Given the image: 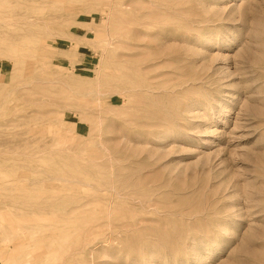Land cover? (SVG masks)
I'll return each instance as SVG.
<instances>
[{"label": "rangeland", "instance_id": "obj_1", "mask_svg": "<svg viewBox=\"0 0 264 264\" xmlns=\"http://www.w3.org/2000/svg\"><path fill=\"white\" fill-rule=\"evenodd\" d=\"M0 264H264V0H0Z\"/></svg>", "mask_w": 264, "mask_h": 264}, {"label": "bare ground", "instance_id": "obj_2", "mask_svg": "<svg viewBox=\"0 0 264 264\" xmlns=\"http://www.w3.org/2000/svg\"><path fill=\"white\" fill-rule=\"evenodd\" d=\"M173 3H175V2H173ZM164 9V8H163ZM200 20V19H199ZM148 21V20H147Z\"/></svg>", "mask_w": 264, "mask_h": 264}]
</instances>
